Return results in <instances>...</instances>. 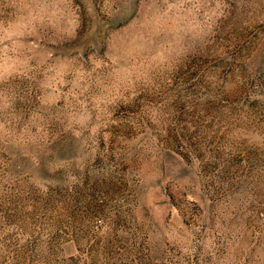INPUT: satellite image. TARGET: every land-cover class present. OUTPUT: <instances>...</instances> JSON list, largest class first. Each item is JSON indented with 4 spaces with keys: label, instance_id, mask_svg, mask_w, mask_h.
Returning <instances> with one entry per match:
<instances>
[{
    "label": "rangeland",
    "instance_id": "1",
    "mask_svg": "<svg viewBox=\"0 0 264 264\" xmlns=\"http://www.w3.org/2000/svg\"><path fill=\"white\" fill-rule=\"evenodd\" d=\"M0 264H264V0H0Z\"/></svg>",
    "mask_w": 264,
    "mask_h": 264
}]
</instances>
